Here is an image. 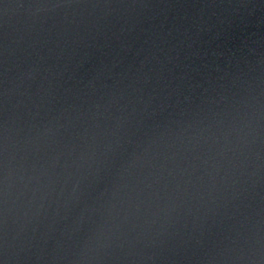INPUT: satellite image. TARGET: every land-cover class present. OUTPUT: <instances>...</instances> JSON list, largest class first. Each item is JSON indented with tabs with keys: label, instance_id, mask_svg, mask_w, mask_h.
Masks as SVG:
<instances>
[{
	"label": "water",
	"instance_id": "95a60500",
	"mask_svg": "<svg viewBox=\"0 0 264 264\" xmlns=\"http://www.w3.org/2000/svg\"><path fill=\"white\" fill-rule=\"evenodd\" d=\"M0 264H264V0H0Z\"/></svg>",
	"mask_w": 264,
	"mask_h": 264
}]
</instances>
